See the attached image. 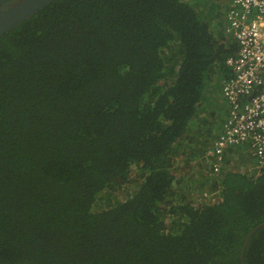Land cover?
<instances>
[{
	"label": "trees",
	"instance_id": "16d2710c",
	"mask_svg": "<svg viewBox=\"0 0 264 264\" xmlns=\"http://www.w3.org/2000/svg\"><path fill=\"white\" fill-rule=\"evenodd\" d=\"M206 1L52 0L0 37V264H241L264 169L231 148L199 203L176 174L217 138L200 106L238 49Z\"/></svg>",
	"mask_w": 264,
	"mask_h": 264
},
{
	"label": "built area",
	"instance_id": "2783aa9c",
	"mask_svg": "<svg viewBox=\"0 0 264 264\" xmlns=\"http://www.w3.org/2000/svg\"><path fill=\"white\" fill-rule=\"evenodd\" d=\"M225 32L238 43L226 59L230 76L222 93L228 113L213 146L206 154L210 174L223 168L226 153L248 147L252 171L264 169V0H227ZM207 195V192H205Z\"/></svg>",
	"mask_w": 264,
	"mask_h": 264
},
{
	"label": "rangeland",
	"instance_id": "374dc122",
	"mask_svg": "<svg viewBox=\"0 0 264 264\" xmlns=\"http://www.w3.org/2000/svg\"><path fill=\"white\" fill-rule=\"evenodd\" d=\"M208 2L212 9L210 14H214L215 12H217V8H212V3L217 4L218 2H220V5H225L229 3L227 0H209ZM215 24L218 27L225 26V17L218 16L216 18ZM226 35L230 36L227 33ZM223 76L224 75L221 72H219L218 77L213 73L211 74V82H208V85L206 86L204 100L200 106V115L206 117L209 121L207 125L203 126L204 129H208L210 127L218 128L221 124L219 130L215 131L216 133L214 132L215 134H218L220 132L223 122L228 113L227 101L222 93V85L224 81ZM249 155L250 151L247 147L240 148L237 152L235 151L232 154L233 157L231 158V161L233 162L230 163L228 167L233 169H236L235 167H237L240 168L239 170L249 172L255 171L250 170L251 160H248L250 158ZM193 159L189 156V154L178 158L176 164V174L178 175L177 178H179L178 180L180 181L179 183L181 187H184V191H190L193 189L192 191L194 194L192 193V198L196 203L211 201L210 199L218 200L219 191L211 192L209 190L208 184H205V177L207 174H210L209 167L206 162V154L203 158L197 159L195 161ZM193 171L194 173L191 177V173ZM133 177H135V173L133 174ZM201 177L202 179H200ZM134 186L135 184L128 185L124 189V191L119 194L120 198H125L128 193L133 191ZM205 192H207V195H205Z\"/></svg>",
	"mask_w": 264,
	"mask_h": 264
},
{
	"label": "water",
	"instance_id": "95a60500",
	"mask_svg": "<svg viewBox=\"0 0 264 264\" xmlns=\"http://www.w3.org/2000/svg\"><path fill=\"white\" fill-rule=\"evenodd\" d=\"M52 0H0V37L29 18ZM264 226V222L251 229L241 248V264H245V251L252 236Z\"/></svg>",
	"mask_w": 264,
	"mask_h": 264
},
{
	"label": "clouds",
	"instance_id": "9594fccd",
	"mask_svg": "<svg viewBox=\"0 0 264 264\" xmlns=\"http://www.w3.org/2000/svg\"><path fill=\"white\" fill-rule=\"evenodd\" d=\"M215 141V140H214ZM214 143V142H213ZM213 146V145H212ZM240 148H246V147H240ZM248 148V147H247ZM249 149V148H248ZM251 163H253V161L251 162ZM241 167H243V166H241ZM241 171H243V170H241ZM250 173H252V172H250ZM219 194H220V192H219Z\"/></svg>",
	"mask_w": 264,
	"mask_h": 264
},
{
	"label": "crops",
	"instance_id": "0c3cea01",
	"mask_svg": "<svg viewBox=\"0 0 264 264\" xmlns=\"http://www.w3.org/2000/svg\"><path fill=\"white\" fill-rule=\"evenodd\" d=\"M219 134V133H218ZM249 159L248 160H251V162L253 161V157H251V155H249ZM178 179V178H177Z\"/></svg>",
	"mask_w": 264,
	"mask_h": 264
}]
</instances>
